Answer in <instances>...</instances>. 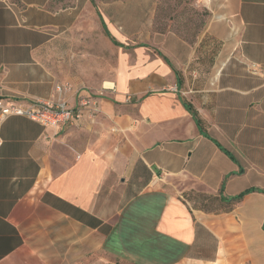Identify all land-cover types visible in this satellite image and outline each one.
<instances>
[{"label": "crops", "instance_id": "crops-1", "mask_svg": "<svg viewBox=\"0 0 264 264\" xmlns=\"http://www.w3.org/2000/svg\"><path fill=\"white\" fill-rule=\"evenodd\" d=\"M205 1L235 41L209 79L177 30L120 41L164 1L0 0V101L97 103L71 128L0 120V264H264V0ZM73 38L91 64L60 78L50 47Z\"/></svg>", "mask_w": 264, "mask_h": 264}, {"label": "rangeland", "instance_id": "rangeland-1", "mask_svg": "<svg viewBox=\"0 0 264 264\" xmlns=\"http://www.w3.org/2000/svg\"><path fill=\"white\" fill-rule=\"evenodd\" d=\"M161 1H164L165 6H162L164 14L158 16L159 20L151 21L148 20L150 17L146 16V20L142 22L124 23V32H131L135 29L134 32L139 33L141 37L135 39L125 37L120 41H124L126 45H132V40H135L136 44H149L151 39L147 35L151 29L177 30L183 35V40L198 47V52L192 61L191 69H189L198 72L199 77L203 79L216 78L222 71L221 68H223L225 59L233 56V53L226 54L224 47L233 45L234 39L218 37L219 34L212 30L214 17L205 0ZM172 3L178 5L173 6ZM92 18L86 17L78 21L77 30H101L102 27L97 17L93 16ZM76 43L77 39L74 38L72 40L62 39L57 42L55 39L50 47L48 65L54 74L60 78L72 74L84 76L85 71L79 70L78 67L84 68L91 64L90 57L86 59L87 53H85L84 48L78 47ZM120 49L121 51H128L122 47ZM120 49L114 46L110 40L107 53L110 61V74L113 73V64ZM86 50V52L89 51L88 48ZM194 205L202 207L203 202L200 201L198 205L197 203Z\"/></svg>", "mask_w": 264, "mask_h": 264}, {"label": "built area", "instance_id": "built-area-1", "mask_svg": "<svg viewBox=\"0 0 264 264\" xmlns=\"http://www.w3.org/2000/svg\"><path fill=\"white\" fill-rule=\"evenodd\" d=\"M59 94L72 91V85L66 83L56 87ZM97 105L92 97H84L77 106H71L63 97L57 100L35 99L27 105L5 104L0 101V120L11 116L26 117L45 128H71L79 125L86 106Z\"/></svg>", "mask_w": 264, "mask_h": 264}, {"label": "trees", "instance_id": "trees-1", "mask_svg": "<svg viewBox=\"0 0 264 264\" xmlns=\"http://www.w3.org/2000/svg\"><path fill=\"white\" fill-rule=\"evenodd\" d=\"M103 25H104V27H105V29H106V25L103 23ZM107 30V29H106ZM107 33H108V35H109V37L111 38V40L113 41V42H115L117 45H119V46H123L122 44H120V43H118L113 37H112V35L110 34V32L107 30ZM245 193H243V194H241V195H239L237 198H235V199H233V201H237V200H240L242 197H243V195H244ZM222 200H224L223 198H221ZM204 203H203V206L205 205V207H207V205L209 204H212V202L214 201V199L212 198V197H208V196H205L204 197ZM205 207H203V208H205Z\"/></svg>", "mask_w": 264, "mask_h": 264}]
</instances>
